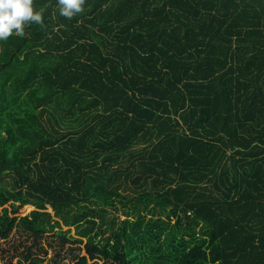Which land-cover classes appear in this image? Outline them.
I'll return each instance as SVG.
<instances>
[{
  "label": "trees",
  "instance_id": "1",
  "mask_svg": "<svg viewBox=\"0 0 264 264\" xmlns=\"http://www.w3.org/2000/svg\"><path fill=\"white\" fill-rule=\"evenodd\" d=\"M33 9L0 41V264H264V0Z\"/></svg>",
  "mask_w": 264,
  "mask_h": 264
},
{
  "label": "clouds",
  "instance_id": "2",
  "mask_svg": "<svg viewBox=\"0 0 264 264\" xmlns=\"http://www.w3.org/2000/svg\"><path fill=\"white\" fill-rule=\"evenodd\" d=\"M86 0H58L60 15L72 19L84 11ZM43 24L42 11H34L33 0H0V41L14 33L22 36L27 24Z\"/></svg>",
  "mask_w": 264,
  "mask_h": 264
},
{
  "label": "rangeland",
  "instance_id": "3",
  "mask_svg": "<svg viewBox=\"0 0 264 264\" xmlns=\"http://www.w3.org/2000/svg\"><path fill=\"white\" fill-rule=\"evenodd\" d=\"M9 210H11V207L9 205L6 206ZM120 209H123V207L120 205ZM31 210H25V206H22L21 208L18 209V214L17 215H26L29 213ZM50 211V210H49ZM113 216H119L120 219H124V216L121 214V212H118L117 214L114 212H111V217ZM69 229V227H63V230L66 231ZM70 234L75 235L74 228L70 227ZM109 233H107L105 236H107ZM77 237V236H76ZM79 238V237H77ZM82 243H72L67 245L64 250L61 253L60 259L57 261L56 264H75L77 259L82 256H87L86 249L84 247L86 239L82 238ZM50 255V254H49ZM48 255V256H49ZM88 257V256H87ZM92 262V260H89ZM97 264H105V261L103 259H97L94 260Z\"/></svg>",
  "mask_w": 264,
  "mask_h": 264
},
{
  "label": "water",
  "instance_id": "4",
  "mask_svg": "<svg viewBox=\"0 0 264 264\" xmlns=\"http://www.w3.org/2000/svg\"><path fill=\"white\" fill-rule=\"evenodd\" d=\"M33 209H35V207H33ZM33 209H32V210H33Z\"/></svg>",
  "mask_w": 264,
  "mask_h": 264
}]
</instances>
